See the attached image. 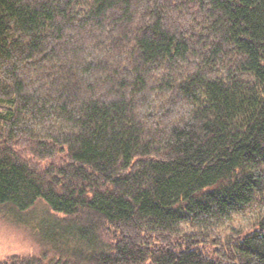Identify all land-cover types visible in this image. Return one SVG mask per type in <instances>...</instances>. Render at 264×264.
Returning <instances> with one entry per match:
<instances>
[{
    "label": "trees",
    "instance_id": "trees-1",
    "mask_svg": "<svg viewBox=\"0 0 264 264\" xmlns=\"http://www.w3.org/2000/svg\"><path fill=\"white\" fill-rule=\"evenodd\" d=\"M0 264H264V0H0Z\"/></svg>",
    "mask_w": 264,
    "mask_h": 264
},
{
    "label": "rangeland",
    "instance_id": "rangeland-1",
    "mask_svg": "<svg viewBox=\"0 0 264 264\" xmlns=\"http://www.w3.org/2000/svg\"><path fill=\"white\" fill-rule=\"evenodd\" d=\"M5 104L0 103V111ZM36 243L30 229L0 215V258L13 253H27L36 250Z\"/></svg>",
    "mask_w": 264,
    "mask_h": 264
}]
</instances>
